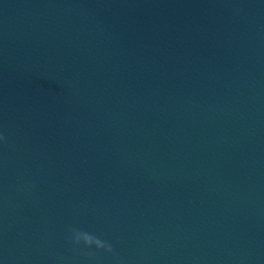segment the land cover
Masks as SVG:
<instances>
[{
  "label": "clouds",
  "instance_id": "9594fccd",
  "mask_svg": "<svg viewBox=\"0 0 264 264\" xmlns=\"http://www.w3.org/2000/svg\"><path fill=\"white\" fill-rule=\"evenodd\" d=\"M5 140L6 137L0 133V141ZM68 238L74 247L83 246L85 249L94 247L97 250H103L107 253H112L114 251L111 243L85 230L71 229Z\"/></svg>",
  "mask_w": 264,
  "mask_h": 264
}]
</instances>
